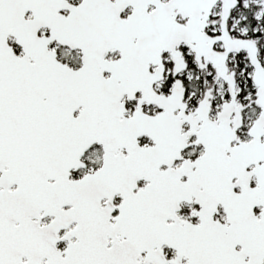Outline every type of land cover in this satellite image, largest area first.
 <instances>
[{"label": "snow or ice", "instance_id": "obj_1", "mask_svg": "<svg viewBox=\"0 0 264 264\" xmlns=\"http://www.w3.org/2000/svg\"><path fill=\"white\" fill-rule=\"evenodd\" d=\"M0 264H264V0H0Z\"/></svg>", "mask_w": 264, "mask_h": 264}]
</instances>
